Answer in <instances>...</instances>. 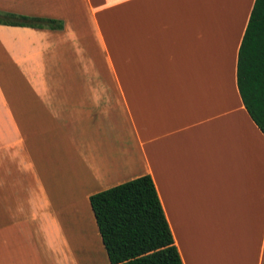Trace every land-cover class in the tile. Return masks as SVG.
Wrapping results in <instances>:
<instances>
[{"label": "crops", "instance_id": "1", "mask_svg": "<svg viewBox=\"0 0 264 264\" xmlns=\"http://www.w3.org/2000/svg\"><path fill=\"white\" fill-rule=\"evenodd\" d=\"M255 0H0V264H110L89 198L149 175L183 264H264V135L237 86Z\"/></svg>", "mask_w": 264, "mask_h": 264}, {"label": "trees", "instance_id": "2", "mask_svg": "<svg viewBox=\"0 0 264 264\" xmlns=\"http://www.w3.org/2000/svg\"><path fill=\"white\" fill-rule=\"evenodd\" d=\"M0 24L62 27L53 20L1 12ZM237 86L264 135V0H255L238 51ZM89 202L110 264H183L149 175L91 195Z\"/></svg>", "mask_w": 264, "mask_h": 264}]
</instances>
